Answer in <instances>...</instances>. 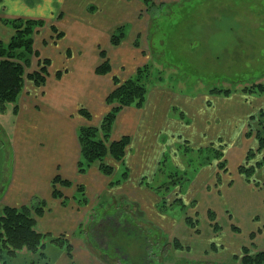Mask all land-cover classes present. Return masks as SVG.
<instances>
[{
    "label": "crops",
    "instance_id": "1",
    "mask_svg": "<svg viewBox=\"0 0 264 264\" xmlns=\"http://www.w3.org/2000/svg\"><path fill=\"white\" fill-rule=\"evenodd\" d=\"M146 8L142 0H0V40L8 41L14 33V28L4 19L42 20L44 24L34 33L37 53L30 58L31 66L27 69L38 67L44 58L50 60L45 84L36 86L30 79H25L17 113H14L16 129L20 120L24 121L25 127L27 124L41 125L43 129L41 161L34 171L37 174L35 186L21 199V205L37 200L47 202L44 213L37 217V229L55 236L65 234L73 244L72 260L77 264H106L101 262L96 249L86 246L80 230L91 218L94 221L107 214L110 208L105 205L121 204L123 208L115 206V214L131 212L134 223L143 232L151 227L163 236L178 238L183 243L189 237L191 240L202 238L186 221L187 214L194 215L195 208L188 206L181 218L171 209L168 213L162 212L158 207L161 195L154 188L163 179H158L155 185L149 183L160 174L163 160L165 164L162 165L169 170L185 168L184 163L177 161L181 157L185 159L178 149L179 144H182L181 148L188 145L197 150L212 143L217 147L223 145L222 159L226 158L229 165L228 171L222 170L223 180L217 187L222 192L216 198L209 197L203 189L217 175V162L202 165L197 170L187 186L189 192L187 195L182 193L183 197L192 199L198 180L205 178L201 185V202L215 204L217 209L213 208L218 212V220L226 221L227 218L229 221L228 217L232 215L233 221L240 222L244 230L250 232L259 226L253 218L264 217V186L249 183L238 170L251 143L256 141L253 135L247 137L244 133L250 114L264 109L261 99L256 109L251 105L245 110L249 97L214 96L211 106L204 94L194 96L171 87L151 86L141 107L125 106L115 119L111 139L129 135L131 141L122 161L111 156L106 158L114 171L105 174L99 163H94L85 172H79L78 129L86 125L97 126L110 108L106 96L115 87L114 77L128 78L147 60L146 46L134 44L139 33L150 32V17L148 22L145 19ZM121 24L127 25L125 39L114 45L111 33ZM106 58L111 70L99 74L96 69ZM234 105L240 110L237 114L229 111ZM81 108L87 109L90 117L81 113ZM174 109L181 110L180 117L173 113ZM169 156L171 161L167 160ZM124 172L125 177L122 176ZM57 174L71 182L70 185L58 184L62 198L53 196V178ZM78 186L84 187L85 204H79L75 198ZM177 188L175 186L173 190ZM167 197L171 202L172 196ZM100 200L104 204L97 210ZM9 205L16 206L13 202ZM206 220L210 222L208 218ZM228 232L225 226L215 236L237 238L235 233ZM245 241L238 237L232 249H238ZM218 242L222 245L221 240ZM64 257L67 262L62 264H70L67 252Z\"/></svg>",
    "mask_w": 264,
    "mask_h": 264
},
{
    "label": "rangeland",
    "instance_id": "2",
    "mask_svg": "<svg viewBox=\"0 0 264 264\" xmlns=\"http://www.w3.org/2000/svg\"><path fill=\"white\" fill-rule=\"evenodd\" d=\"M152 1V5L149 7L146 5V11L150 16L148 14L145 16L147 22L148 17H150V32L148 34L139 33L134 40L136 46H146L145 56L147 60L143 64L145 69L142 82H144L143 84L148 91L151 86H163L174 88L181 93H193L194 96L201 93L204 94L203 97L207 98L211 106H213L211 100L214 96L226 97L232 95L238 98L246 96L249 97V102L244 106L245 110L246 108L249 109L251 105L255 108L261 100H264L262 99L264 98V91L259 92L257 90L258 85H264V0ZM120 26H122L126 35L127 25L121 24ZM125 35L122 40L125 39ZM143 65H140V67ZM28 66H31L30 63ZM28 66H26L27 73L39 68L38 66L31 70L27 69ZM137 69L128 78L135 77ZM118 79L120 81L126 80H121L119 77ZM225 90H230L231 93H224ZM254 97L258 99L255 100ZM17 103H19V99ZM14 105L15 103H8L5 111L0 110V132L2 133L0 135V214L3 207L12 202L16 206H22L21 199L30 193L35 186L34 182L37 174L34 171L41 161L43 129L41 125L36 127L27 124V127H25L23 120H20L18 129H16L17 119L13 112ZM235 106L230 107L229 111L237 114L239 109L238 106ZM261 110L264 109L254 110L250 114V116L254 114L255 118L251 120L249 117L250 121L244 133V136L251 137L253 135L256 139L251 143L247 153L250 149L257 153L249 159L247 164L251 166H255L258 162L259 164L255 166V173L250 179L239 171L246 181L257 186H264V148L257 150L259 146L257 138L258 115ZM180 112V109H174L173 111L179 117ZM16 130L17 132H15ZM181 145H178V149L180 153L185 155V159L181 157V160L177 159V161L184 163L185 168H172V170H177L181 178L178 188L173 190L175 186L172 187L173 191L168 192L167 195L172 196L171 201L178 196L181 197L186 204V208L180 203L174 204L173 207L168 206L167 213L171 209L178 218H181L188 206H193L195 208V211L192 212L194 215L190 216L195 223L193 226L188 222L187 224L194 228L195 232L201 235L202 238H198L197 241L195 239L191 240L189 237L188 241L181 242L185 250L176 249L177 252L173 249L175 239L165 238L162 234L159 235L157 240L163 244L165 243L163 248H161L162 243L155 244L153 248L152 243L149 241L144 246V242L141 238H138L139 235L141 237L145 233L155 239L158 232H155L151 227H147L144 232L142 229L139 230V227L130 216L132 214L130 211V213L120 212L115 214V206L123 208L121 204L105 205V207L110 208L107 214H103L94 221L91 218L89 223H86V227L80 229L87 243L86 246L89 248L92 246L89 242V236L92 233L100 238L99 243L104 250H99L98 256L101 258L102 263L143 264L144 257H147L143 251L146 250L148 253L153 248L154 252L147 258L156 259L155 263L158 264H187L189 260H191L189 264H194L192 261H198V264H211L213 262L214 264H243L241 262L243 247L246 246L252 253L264 251V221L261 222V218L264 217L257 215L253 218L255 222H259V226L250 232L244 230L240 222L233 221L232 215L228 217L229 221L227 218L226 221L224 219L218 220L215 204L201 202V185H203V181L205 182V178L198 180L200 182L194 187L195 191L192 193L194 195L192 199L190 197L186 199L185 196H182V193L187 195L189 192L187 186H190L193 177L202 165H213V162H217V175H215L213 181L210 179L212 182L206 186V189H203L208 192L209 197L216 198L222 192L217 190L218 183L223 180L222 170L228 171L229 165L226 163V169L221 168L219 163L223 159L213 160V157L211 163H205L204 160H206V156L212 149L209 150L205 147L197 150L188 145L181 148ZM247 159L246 154L240 165L247 162ZM167 160L171 161V157L169 156ZM168 170L169 168L165 166L158 177H154L153 181L147 178V181H151L149 182L151 185L157 184L158 179L164 181ZM181 182L182 184H180ZM180 190L181 195L179 194ZM98 203L97 210L101 208L104 202L100 200ZM203 215H206L210 222L206 218L204 219ZM89 226L92 228L90 229ZM225 226L227 232L230 230L235 233L234 236L236 235L237 238L246 239L245 243L238 249H232L237 238L225 236L226 241H224L223 237L215 236L216 233H221ZM85 233L89 236H86ZM218 240H221L222 245L219 244ZM121 243L126 247L124 251L120 245ZM138 243L142 245H138ZM117 248L122 249V251L120 252ZM116 250L119 252L117 259L115 258ZM187 250L192 251L188 254ZM43 252L44 254H42ZM66 252L67 242L60 245L46 239L44 248L29 250L27 247H23L14 257L6 256L4 258L5 255H1L0 264H62L67 262L64 257ZM122 252L125 255L123 253V256H121ZM67 254L71 259L69 260L70 264L74 263L75 261L72 260L73 254L68 252ZM127 254L130 257L125 261V258L128 257Z\"/></svg>",
    "mask_w": 264,
    "mask_h": 264
},
{
    "label": "trees",
    "instance_id": "3",
    "mask_svg": "<svg viewBox=\"0 0 264 264\" xmlns=\"http://www.w3.org/2000/svg\"><path fill=\"white\" fill-rule=\"evenodd\" d=\"M142 1L148 7L153 4L152 0ZM4 21L14 28V33L7 42L0 40V110L5 111L8 103H15L13 112L17 113V100L23 90L25 79H30L36 86H42L45 84L50 60L48 58L42 59L39 61V68L37 70L26 73V66H28L30 58L32 55L37 53L34 48V33L37 27L43 25V21L29 18L4 19ZM124 35L125 31L122 26L117 27L111 35V42L114 45L120 44ZM102 54L106 57L104 52H102ZM144 69V65L139 67L135 77L128 78L124 81H120L118 78L114 77L115 87L106 96V102L110 108L103 116L100 124L97 126H81L78 129V138L81 145V156L78 161L79 172H85L94 163H99L101 171L109 175L114 171V166L108 163L106 158L111 156L117 161H122L124 159L131 137L129 135H124L119 139L112 140L111 132L115 119L123 107L130 105L141 107L144 104L148 93L147 87H145L143 84L144 82H142ZM110 70L111 65L108 58H106L96 69L99 74L107 73ZM60 74L61 72L59 71L58 75ZM257 88L259 92L264 91V85H258ZM224 93L231 92L230 90H225ZM80 111L84 115L90 117V113L87 109L81 108ZM250 118L252 120V118H255V115H251ZM258 124L259 128L257 130V138L259 140V146L257 150H261L264 148V110L259 112ZM222 147V145L217 147L213 143L207 146L206 148L209 150L212 149V151L208 153L204 162L211 163L212 157L213 160H222L224 156V150ZM256 153V151L250 149L247 153V162L239 166V171L242 172L248 179L253 176L256 170L255 166H258L259 164V162L256 163L255 166L247 164L249 159L254 157ZM164 162L165 160L162 161L163 165L165 164ZM162 163L160 167L161 171L164 169ZM226 163V160L223 159L219 163V166L226 169ZM126 175V172H124L122 176L125 177ZM165 175L166 179L154 188L158 191L159 195H161V199L158 204L159 209L162 212H167L168 206L173 207L174 204L179 203L186 208V204L183 202L181 197L178 196L171 202H169L167 197V194L172 190V187L179 185L181 178L179 173H177V170H168V173L166 172ZM59 183L65 185L71 184L69 180L63 179L59 174H57L53 178V196L55 198L63 197V193L58 188ZM180 184H182V182ZM77 192L78 194L75 198H77L78 203L85 204L87 202V197L85 195L84 187L78 186ZM165 192L167 193L165 194ZM65 201L66 198H64L63 203ZM46 208L47 202L45 200H37L31 204L22 206L5 205L3 207V211L0 214V256L5 255L4 258L6 256L14 257L23 247H27L29 250L44 248L46 245V239L60 245H64V243L67 242V252L72 254V244L70 239L65 234L55 236L50 233L41 232L37 229V217L42 215ZM130 216L132 217V215ZM186 221L192 226L195 223L190 215L186 216ZM89 227L90 229L92 228L91 226ZM154 231L156 232L155 229ZM159 235L160 233L156 234L154 239L144 233L141 237L139 235L138 238H141L144 242V246H146L149 241L152 243L151 245L154 248L155 244L162 243L157 240ZM99 241L100 238L97 235L92 233L89 236V242H91L90 244L92 245L91 247L98 250V252L99 250H104ZM140 244L141 243H138V245ZM173 244V249H183V244L178 238H175ZM120 245L124 251L126 247L123 243ZM164 245L165 243H162L161 248H163ZM153 248L148 253L146 250H144L143 253L149 257V255L151 256L152 252H154ZM117 250H120V252L122 251L120 248H117ZM117 250L116 259L119 257V252H117ZM242 252L241 262L243 264H264V251H256L252 253L249 248L245 246L242 248ZM123 253L124 252L121 253V256H123ZM42 254H44V252ZM127 256L128 257L125 258V261L130 257L128 254ZM147 257H144L143 264H158L155 263L156 259ZM122 261L125 263L124 260ZM187 262V264H189L191 260ZM192 262H194V264L199 263L198 261ZM71 264L77 263L74 262ZM211 264H214V262Z\"/></svg>",
    "mask_w": 264,
    "mask_h": 264
},
{
    "label": "flooded vegetation",
    "instance_id": "4",
    "mask_svg": "<svg viewBox=\"0 0 264 264\" xmlns=\"http://www.w3.org/2000/svg\"><path fill=\"white\" fill-rule=\"evenodd\" d=\"M2 133L0 132V135H1Z\"/></svg>",
    "mask_w": 264,
    "mask_h": 264
}]
</instances>
